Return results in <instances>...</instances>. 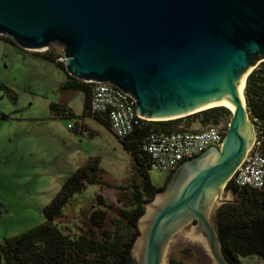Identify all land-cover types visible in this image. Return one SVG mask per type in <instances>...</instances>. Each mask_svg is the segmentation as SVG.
<instances>
[{
	"label": "water",
	"instance_id": "water-1",
	"mask_svg": "<svg viewBox=\"0 0 264 264\" xmlns=\"http://www.w3.org/2000/svg\"><path fill=\"white\" fill-rule=\"evenodd\" d=\"M0 36L25 50L61 46L69 76L114 86L149 121L234 103L221 147L176 169L178 181L188 177L182 191L171 186L166 203L160 195L150 203L132 247L137 264H161L171 234L194 216L195 233L215 241L217 263L228 264L202 201L226 186L255 142L239 91L264 62V0H0ZM212 151L216 162L196 168Z\"/></svg>",
	"mask_w": 264,
	"mask_h": 264
},
{
	"label": "rangeland",
	"instance_id": "rangeland-1",
	"mask_svg": "<svg viewBox=\"0 0 264 264\" xmlns=\"http://www.w3.org/2000/svg\"><path fill=\"white\" fill-rule=\"evenodd\" d=\"M45 52H52L58 56V61L65 62L61 46L25 50L0 39V244L5 238L43 224L44 207L89 159H99L98 166L107 185H88L70 199L58 221L59 229L68 234H77L84 216L97 208V195L112 204H118L120 199L119 205L126 206L130 204L132 186L140 183L132 168L131 155L110 129L93 118H80L83 93L62 89L69 75L35 55ZM56 103H65L76 118L56 117L51 111V105ZM229 120L215 126L224 136ZM77 122L85 128L76 131ZM209 126L196 121L189 127L182 123L176 129L200 131ZM205 159L199 160L196 168H200ZM178 174L176 170L171 173L149 171L153 186L162 189L145 203L143 216L159 195L163 198L171 192V186H177L180 194L188 177L178 181ZM208 196L202 204H209L207 220L215 229V212L222 205L219 201L230 203L236 198L225 187L220 192L214 190L211 200ZM197 226V218L192 216L171 234L165 245V264L171 259L191 264H218L213 255L215 241L211 245L207 235L195 233ZM132 256L137 264L136 252ZM239 261L264 264L257 256L240 257Z\"/></svg>",
	"mask_w": 264,
	"mask_h": 264
},
{
	"label": "trees",
	"instance_id": "trees-1",
	"mask_svg": "<svg viewBox=\"0 0 264 264\" xmlns=\"http://www.w3.org/2000/svg\"><path fill=\"white\" fill-rule=\"evenodd\" d=\"M0 39L19 48L11 39ZM21 50V49H20ZM23 51V50H22ZM55 64L67 74L63 62L52 52L35 54ZM64 83L65 91L84 95L80 118H93L110 129L105 115L91 112L92 83L82 82L71 76ZM244 96L249 120L254 125L257 148L264 154V62L247 77ZM56 117L76 118L65 103L51 105ZM225 107H213L192 115L166 121L139 120L133 132L120 140L123 149L132 159L140 180L132 186L130 204L126 206L106 202L96 196L97 208L84 216L77 234L71 235L59 229L62 210L70 199L85 190L88 185H107L99 169V159H89L85 165L63 184L54 199L44 207L45 222L23 234L5 238L0 244V264H135L132 247L139 235L138 220L143 216L145 203L151 201L162 188L153 186L149 176V158L143 150L146 138L152 132H175L176 126L186 123L189 127L198 121L202 126H217L230 118ZM84 129L76 123V131ZM235 196V201L222 204L215 212V230L221 244L222 254L228 264H241L240 257L257 256L264 260V188L260 190L239 188L229 181L225 186ZM169 264H191L171 259Z\"/></svg>",
	"mask_w": 264,
	"mask_h": 264
},
{
	"label": "built area",
	"instance_id": "built-area-1",
	"mask_svg": "<svg viewBox=\"0 0 264 264\" xmlns=\"http://www.w3.org/2000/svg\"><path fill=\"white\" fill-rule=\"evenodd\" d=\"M88 83L93 84L92 114L107 117L110 131L118 141L127 138L139 120H146L137 114L135 101L130 96L110 84ZM223 139V131L215 126L200 131L152 132L146 138L143 150L148 155L150 170L169 173L210 148H220ZM259 145L255 138L252 148L229 180L234 186L264 188V154L257 148Z\"/></svg>",
	"mask_w": 264,
	"mask_h": 264
},
{
	"label": "bare ground",
	"instance_id": "bare-ground-1",
	"mask_svg": "<svg viewBox=\"0 0 264 264\" xmlns=\"http://www.w3.org/2000/svg\"><path fill=\"white\" fill-rule=\"evenodd\" d=\"M245 80L246 77L244 79L243 85L239 91V98L241 100V103L243 105V107L245 106V102H244V96H243V92H244V88H245ZM221 105L226 106L229 110L234 111L236 108V105L234 103H232L231 101H222L220 103ZM241 132L243 134H245L246 136H249V130H248V126L245 124V126L243 128H241ZM218 159V153L215 151H212L209 153V155H207L206 159L203 161L204 164H209V163H214L216 162V160ZM175 194V189H173L168 196L163 197L162 199H160V201L158 202V205H161L162 203H166L170 198L173 197V195ZM213 192L209 191L208 195L212 196ZM138 252V251H137ZM165 252L162 254V258H161V264H165Z\"/></svg>",
	"mask_w": 264,
	"mask_h": 264
},
{
	"label": "flooded vegetation",
	"instance_id": "flooded-vegetation-1",
	"mask_svg": "<svg viewBox=\"0 0 264 264\" xmlns=\"http://www.w3.org/2000/svg\"><path fill=\"white\" fill-rule=\"evenodd\" d=\"M175 171V170H174ZM171 173V172H170Z\"/></svg>",
	"mask_w": 264,
	"mask_h": 264
}]
</instances>
